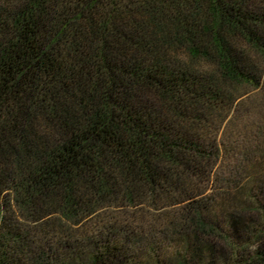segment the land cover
<instances>
[{
	"label": "trees",
	"instance_id": "obj_1",
	"mask_svg": "<svg viewBox=\"0 0 264 264\" xmlns=\"http://www.w3.org/2000/svg\"><path fill=\"white\" fill-rule=\"evenodd\" d=\"M0 264H264V0H0Z\"/></svg>",
	"mask_w": 264,
	"mask_h": 264
},
{
	"label": "rangeland",
	"instance_id": "obj_2",
	"mask_svg": "<svg viewBox=\"0 0 264 264\" xmlns=\"http://www.w3.org/2000/svg\"><path fill=\"white\" fill-rule=\"evenodd\" d=\"M160 248L162 249V252L165 253L166 251H169V249H171V245H168L169 247H166L163 243H161V245H159ZM165 257H168V255H166Z\"/></svg>",
	"mask_w": 264,
	"mask_h": 264
}]
</instances>
